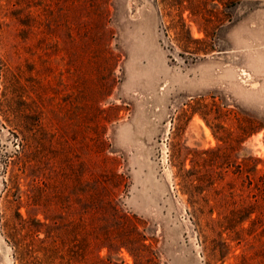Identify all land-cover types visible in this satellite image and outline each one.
I'll return each mask as SVG.
<instances>
[{
    "label": "rangeland",
    "instance_id": "obj_1",
    "mask_svg": "<svg viewBox=\"0 0 264 264\" xmlns=\"http://www.w3.org/2000/svg\"><path fill=\"white\" fill-rule=\"evenodd\" d=\"M222 2L0 0V70L43 126L30 179L59 193L12 202L4 161L18 144L0 127V264H21L5 213L18 240L63 264H85L86 248L88 264H203L192 219L253 213L222 264H258L264 203L238 166L264 173V0Z\"/></svg>",
    "mask_w": 264,
    "mask_h": 264
},
{
    "label": "trees",
    "instance_id": "obj_2",
    "mask_svg": "<svg viewBox=\"0 0 264 264\" xmlns=\"http://www.w3.org/2000/svg\"><path fill=\"white\" fill-rule=\"evenodd\" d=\"M240 1L242 0H223L222 4L226 7L228 4H238ZM0 80V118H4V123L0 122V127L6 129L8 134L17 140L18 144L12 159H5L4 161L5 168L11 167L8 183L11 184V189H13L11 196L14 200L12 202H17L20 205L24 199L27 203H35L41 202L49 196H58V192H49L50 187L57 189V186H54L55 184L43 179H34V177L30 179L33 176L31 173L39 170L44 161L40 142L43 126L39 119H33L31 113L19 104L24 102V96L18 95L14 90H17L20 86V77L15 76L8 67L2 66ZM247 162L248 159L242 160V163L238 166V172L244 175L248 185L252 186L255 200L264 203V173L260 174L255 165L252 169L253 176L250 178L249 171L245 167ZM41 174L44 173L42 172ZM26 182L28 184H25ZM97 182L102 186V189L110 193L106 186V176L100 175L97 178ZM4 185L5 187L7 186L6 183ZM24 186H28V188L23 190ZM109 199L110 197L108 196L107 200L109 201ZM112 210H114L113 214L117 213L116 209L112 208ZM251 214L253 213H248L246 217L239 216L237 219L222 220L212 217H195L192 219L201 247L203 264H222L225 258H228L233 253L231 243L234 240H238V238L231 240L230 235L237 236L242 230V225L246 222L253 223V220L249 221ZM15 216L19 219L22 218L19 208L14 211ZM3 218L5 219L3 229L7 232V239H11L16 261L21 264H63L62 261L65 256L60 251L53 247L43 248L38 251L33 250L24 240H18L19 238L15 234L17 227L11 216H7L5 213ZM117 218L124 219V230L126 231V222L128 220V231L126 239L124 238L126 244H140L141 236L137 232V228L129 229V219L127 217L121 216ZM256 219H258V215ZM233 221L234 224H231ZM38 232L29 230V237H36ZM88 250L86 248V250H82L78 254V257L81 256L82 260H84L82 263L88 264ZM238 257L240 258V264H250L248 256L241 254ZM258 264H264V256L260 257Z\"/></svg>",
    "mask_w": 264,
    "mask_h": 264
}]
</instances>
